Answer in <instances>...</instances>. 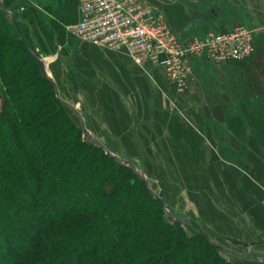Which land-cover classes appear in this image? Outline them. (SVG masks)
Instances as JSON below:
<instances>
[{"label":"crops","instance_id":"obj_1","mask_svg":"<svg viewBox=\"0 0 264 264\" xmlns=\"http://www.w3.org/2000/svg\"><path fill=\"white\" fill-rule=\"evenodd\" d=\"M150 1L182 41L255 30L254 55L193 60L190 89L178 95L160 68L77 41L67 27L80 21L79 0H59L66 18L41 9L54 28L48 74L94 138L110 151L115 141L129 152L119 158L159 176L174 214L240 255L232 264H264V0Z\"/></svg>","mask_w":264,"mask_h":264},{"label":"trees","instance_id":"obj_2","mask_svg":"<svg viewBox=\"0 0 264 264\" xmlns=\"http://www.w3.org/2000/svg\"><path fill=\"white\" fill-rule=\"evenodd\" d=\"M58 1L3 0L18 26L0 8V264H232L84 140L30 52H53Z\"/></svg>","mask_w":264,"mask_h":264},{"label":"built area","instance_id":"obj_3","mask_svg":"<svg viewBox=\"0 0 264 264\" xmlns=\"http://www.w3.org/2000/svg\"><path fill=\"white\" fill-rule=\"evenodd\" d=\"M79 15V23L67 27L77 41L125 53L143 69L160 68L178 95L190 89L193 60L206 59L216 65L243 63L255 53L256 31L245 26L224 34L210 33L203 39L180 40L150 0H79Z\"/></svg>","mask_w":264,"mask_h":264},{"label":"water","instance_id":"obj_4","mask_svg":"<svg viewBox=\"0 0 264 264\" xmlns=\"http://www.w3.org/2000/svg\"><path fill=\"white\" fill-rule=\"evenodd\" d=\"M0 8L6 13V15L9 17V19L14 23L15 26L17 25L16 20L14 19L12 13L10 11H7L3 5V0H0ZM30 52L31 54L34 56V58L39 62L40 64V68H41V72L42 75L44 77V79H46L48 82H50L51 84H53V86L55 87V91H56V96L58 98V100L64 105L66 106L68 109H70L78 118L79 122H80V126L83 130V136H84V140H86L88 143L94 144L96 146H98L99 148H101L108 156H110L113 160H115L120 166L125 167L129 170H131L140 180L143 184H145L148 188V190L150 191V193L152 194V196L154 197L155 200H157L158 202H160L163 206H164V210L167 214L168 217H170L172 220H174L175 222H179L185 226H190L196 230H198L201 234H203L206 238H208L206 232L204 231V229L197 223L183 218L181 216H178L176 214H174L165 204L164 201V196L163 193H155L149 183L147 182L146 178L144 177V175L140 172V170L131 162L126 161L124 159L119 158L118 156H116L115 154H113L112 152H110V150L97 138H94L86 129L85 126V122L83 119V116L81 114V112L78 110L77 107H75L74 105L70 104L69 102H67L66 100H64L59 92L58 86L56 85V83L54 82V80L50 77V75L48 74V66L47 64L44 62V60L42 58H40V55L38 54V52L33 49L30 48ZM232 243L234 245H239V242L237 241H232ZM216 244V243H214ZM217 245V244H216ZM224 254L231 259H235V258H241L240 255L233 253L231 251H228L227 249H225L224 247H222Z\"/></svg>","mask_w":264,"mask_h":264},{"label":"rangeland","instance_id":"obj_5","mask_svg":"<svg viewBox=\"0 0 264 264\" xmlns=\"http://www.w3.org/2000/svg\"><path fill=\"white\" fill-rule=\"evenodd\" d=\"M25 1V0H24ZM45 1V0H44ZM43 1V2H44ZM32 2L36 5V4H38L39 2L40 3H43L42 2V0H32ZM58 4H59V1H58ZM59 6V5H58ZM71 35V34H70ZM43 59H46V58H43ZM1 106V105H0ZM98 139V138H97ZM110 145L112 146V147H114V148H116L115 150H111L110 152H112L113 154H115L116 156H118V157H121V156H129V152H127L124 148H122L121 147V149L119 150V149H117V144L115 143V141H112L111 143H110ZM144 175V174H143ZM144 177L146 178V180H147V182L149 183V185H150V187H151V189L155 192V193H157V194H159V193H161V192H163L162 191V189H163V182H162V180L159 178V176H148V175H144ZM187 230H188V232L189 233H193L194 231H193V229L192 228H188L187 227ZM227 257V256H226ZM228 258V257H227ZM229 260H230V258H228Z\"/></svg>","mask_w":264,"mask_h":264}]
</instances>
